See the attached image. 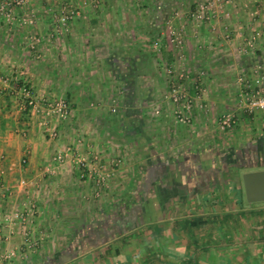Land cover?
I'll list each match as a JSON object with an SVG mask.
<instances>
[{"label": "crops", "instance_id": "1", "mask_svg": "<svg viewBox=\"0 0 264 264\" xmlns=\"http://www.w3.org/2000/svg\"><path fill=\"white\" fill-rule=\"evenodd\" d=\"M73 1L82 4L83 11L59 34L43 23L52 16L44 14V1L36 0L38 31L46 35L52 29V41L37 48L36 62L29 57L20 61L21 73L12 70L9 61L0 63L2 75L19 76L40 100L63 95L70 104L67 119L79 118L66 133L58 121L45 126L35 117L27 128L31 140L20 142L14 134L24 128L23 113L15 96L0 92V135L6 133L0 136V210L12 212L28 198L35 204L31 223L24 229L6 226L11 236L0 247L21 245L25 228L38 244L25 258L0 264H264V200L247 199L242 177L264 170V119L246 123L252 115L246 104H239L241 120L233 127L220 126L227 101L229 109L238 104L233 98L242 103L237 97L241 90L232 96L224 85L252 83L247 73L252 67L264 73V57L251 54L247 62L208 59L210 49L222 51V42L239 48L237 28L259 36L262 41L253 52L261 55L264 9L256 2L264 0H228L215 11L211 26L175 20L187 45L180 62L177 47L168 40L166 24L175 18L171 11L161 13L156 5L149 17L148 0H100V11L89 0ZM152 35L159 51L147 44ZM189 40L195 41L198 59L187 55ZM200 50L206 52L201 59ZM142 52L148 55L142 58ZM139 63L146 64V70L140 72ZM175 63L186 68L188 76L171 80L195 99L188 123L176 120L167 97L168 75L158 77L155 72L169 65L174 71ZM200 69L205 74L200 75ZM223 71H242L246 77L231 78ZM93 100L98 106L89 108ZM51 127L59 138L50 144L45 136ZM67 146L89 157L100 154L105 170L112 173L105 185H96L94 173L72 163L45 172V166L53 164L52 154ZM69 171L76 172L75 179ZM65 180L83 183L80 194L99 196L100 205L90 210L91 216L72 219L76 231L62 237L57 224L67 210L66 198L73 196V190L61 188ZM253 182L264 188V179ZM50 186L56 197L52 202L47 199ZM51 211L55 220L48 217Z\"/></svg>", "mask_w": 264, "mask_h": 264}, {"label": "rangeland", "instance_id": "2", "mask_svg": "<svg viewBox=\"0 0 264 264\" xmlns=\"http://www.w3.org/2000/svg\"><path fill=\"white\" fill-rule=\"evenodd\" d=\"M42 1H44L43 6L45 8V11H43V10L42 11L44 12L45 15L47 14L48 17L52 16L50 19L47 20V22L45 21L43 23H45V25L47 24V27H50V28H51V26H53L54 31H57V33H59V34H62V32L60 30L67 29L68 26H69V23H72L76 19V18L72 19V20L66 22L63 25L59 21V19L57 18V17L60 16L61 8H63L64 6H67V7H71L72 6V7H75L76 9H78L79 14L81 13V11H83L82 4L78 5L73 0H46L48 2H45V0H42ZM89 1L93 4V6H94V8L96 10H98L99 8H100L99 11L101 10V7L98 6L100 0H89ZM148 1L149 2L146 5V10H145L146 12L145 13H147L149 17L153 14V11L156 10V5H157V11H161V13H162V11L163 12L164 11L165 12L171 11L172 12V16L175 17L174 19H172V21L168 20L167 21L168 23L166 25H167V34H168V38H169L168 40H169L170 43L175 45V42L173 41V36L170 34L169 25H172L176 31H179L180 34H181L180 36L183 39V45H184L183 48L180 49V50L177 49V51L175 52V58L177 59V60L176 59L175 60L177 62H180L181 59H179V54H182L183 56H186L185 55L186 53H183V50H185V47L187 45H186V41H185L186 37L184 35H182V31H181L182 29L180 30V27L176 25L175 20H177L179 18L182 21L184 19L185 23H187V25L188 24L191 25V23L192 24L196 23V25L198 26V22L197 21L195 22L194 20H192L189 17V12H190V10L194 9L197 4L200 3L199 0L194 2V4L191 3V0L190 1L189 0H177L175 3H171L170 0H164V2H163V0H158V1L157 0H148ZM224 1H225V3H227L226 0H224ZM35 2H36V0H30V1L28 0L26 5H24V6L20 7V8H17L16 12L18 13V17H17V20L13 24L7 25V24L0 23V61H1L0 63H3L4 61H9V63H10L9 65H13L12 70H14V71L16 70V71H18V73L22 72V67L19 66V63H20V61L22 59H24L25 57H29L30 61L36 62L38 60L37 55L39 54L37 48L40 45H43V46H40V47H44V43H46V42L50 43L52 41L51 40L52 36H49L50 33H52V29L46 35H44L43 32H39L38 31V28H37V22L38 21L36 20L37 18H36V14H35V8L33 6V3H35ZM155 2H157L158 4H156ZM28 3H32V4L29 5ZM256 3L257 4L258 3L261 4L260 1H257ZM242 6H243L244 9H246L248 7L247 4L246 5L244 4ZM159 7L161 8V10L159 9ZM218 8H219L218 6L214 7V8H212L211 11H217ZM106 10H109V8L106 9ZM223 10L226 11L225 8ZM225 13H227V12H225ZM21 17H23L24 19L21 18ZM202 24H204V23H202ZM236 31H238L237 33L240 34V35L237 36L238 38L236 39L237 40L236 42L239 43L238 44L239 48H237V46L236 47L234 46V50H233L232 48H229L228 44L223 43L221 41L222 44H224V45H221L222 51L214 52L213 48L210 49V53L208 54L209 55L208 56L209 60H213L214 61V59H217V58L220 60V59H222V57H224L225 59H229V60L234 61V62H238L240 60L241 61L244 60L245 62H247V61H250V59H251L250 57L251 56H249V55H251V54L254 55L255 59L260 58L259 56H263L264 57V51L261 53V55L258 52H253V49H255L254 47H258L259 43H261V41H262L261 39H259V36H257L254 33L251 34V35H245V33H244L245 30L242 29V28H237ZM242 33H243V35H242ZM253 37H254V39H253ZM249 38L253 39L251 47H248V43H246ZM225 39L229 40V37L228 38L225 37ZM199 40L200 39H198V41ZM184 41H185V43H184ZM263 41H264V39H263ZM148 42L149 43H147V44H148L149 47H154L153 43L151 42V40L150 41L148 40ZM262 43H264V42H262ZM10 45L12 46L11 49H9ZM189 45H190V51L187 53V55H189V57H190V54H191V56H192L191 58L192 59H198L199 58L198 54H196V50L194 48V47H196L195 46V41L190 42V40H189ZM159 47H160V45H158V47H154V48H155V50L159 51ZM156 53H158V52H156ZM123 54H125V53H123ZM203 54H206V52H202V50H200V59H201V56ZM141 55L143 57V56H146L148 54L146 52H142ZM150 57L152 58V56H150ZM158 57L161 58V59L163 58L159 54H158ZM182 59H183V57H182ZM200 62L203 63L202 61H200ZM139 64L142 66V67H138L139 68L138 70L140 72L146 70V69H143L145 66H147L146 64H144L145 65L144 67H143L142 63H139ZM181 68H182L181 66H178L177 63H175L174 71H172L171 73L169 72L168 67L163 68L162 70H160V68H159L158 69L159 71H155V72L157 73L158 77H166V75H168L166 77L167 78V83H168L169 80L173 79L175 76L178 75V73L180 72ZM184 69H186V68H184ZM254 69H257L256 72L254 71ZM201 70L202 69H200V73H201ZM203 70L204 71H202V72H206L207 71V69H205V68ZM222 70L223 69H221L220 71H222ZM236 70H238V69H236ZM243 70H245V69H243ZM212 71L213 70H210V72H212ZM250 71H252V73L248 72L247 76H250V78H252V81H253L252 83L248 82L245 85H242V87H238L237 85H235L233 83L231 85H227V84L224 85L226 87V89H229V91L232 92L231 93L232 96H234L233 95L234 94L233 91L234 92H236V91L240 92V90H241V92H240L241 94H244L245 91L248 92V94H253L256 90H258L260 88H263V92H264V82L262 80H259V82H256V84L254 83L256 81V78H258L259 75L262 74V73H260V72H262V69L259 68V67H252ZM240 72L237 73L235 71H231V72L223 71V73H224L223 75L228 76V74H230L231 78L233 76H241V77L245 76L246 77V75H244L242 71H240ZM148 73H150V71ZM250 73L252 74V76H251ZM203 74H205V73H203ZM215 74H216V72L214 73V75ZM0 76H2L1 73H0ZM5 76H7L9 78V80H8L9 81V83H8L9 85L6 87V89L3 92H7L8 95H12V96L16 95L15 92H16L17 89L15 88V84L14 83L17 81L16 80L17 77H14L15 76L14 75V76H12L13 77V79H12L10 77L9 73L6 74ZM164 80H165V78H164ZM140 87H141V85H140ZM217 87L219 88L220 86H217ZM129 88H131V85H130ZM200 88H201V86H200ZM30 89H32V88L30 87ZM168 90H169V86H167V90L166 91H168ZM241 94L240 95L238 94L237 97H239L241 99L242 103H239L238 100L235 102V100L233 98L232 100L234 101V103H236V104L238 103L237 106L233 107V109L232 108L229 109L228 101H227V105H225V107L221 108L222 111L225 112V114L230 113V114L234 115V122H233L231 127L234 126V124H235L237 119L241 120V118H239L240 115L238 113H239V111H242V109L239 108V104H244V105L246 104L247 105L246 99ZM34 95L38 96L36 94H34ZM59 97L63 98V95H60ZM51 98H53V97H48V98H45L43 100H40V98H38V102L40 103V104L38 103V106L41 107V105L43 104L44 100L47 101L46 99L49 100ZM91 102L93 104L88 105L89 108H93V107H95L97 105V103L94 102V100L91 101ZM18 103L19 102L17 101V105H18ZM86 104H84V105H86ZM245 109H246V112L249 115H252V116H248V118L246 119V123L251 122L252 124H255V122H259L258 119H264V109L263 110H253L251 112L248 110L247 106H245ZM259 113H261V114L259 115ZM89 114H90V111H89ZM70 115H71V113H70ZM243 116L244 115H242V117ZM35 117L39 119V122H42L43 120L46 119V118H43L42 114L32 113V109H31L30 110V114H29V118L26 120L28 126H24V128H20L17 132H15V134H14V139L15 140H18L20 142L21 141H26V140H28V141L31 140V138H29L30 137L28 135L29 130H27V128L29 129V125L31 124L30 122H31L32 119H35ZM68 117H66L65 119H62V121L58 120V123L62 125L61 130L66 131V133L68 131V128L71 126L72 122L75 125H77L78 122H79V118H74V116H73V118L70 117L69 119H67ZM23 119H24V117H23ZM54 120H56L54 117H48L46 119L48 124H46V125H50V126L53 125L52 123H53ZM63 126H64V129H63ZM52 129L49 130V132L45 136V140L49 141L50 144L53 141H55L56 139L59 138L58 131L55 130V129L54 130L57 132V136H52L50 134L52 132ZM66 133H62V136L64 134H66ZM82 135H83V133L78 134L75 137V141H77L78 138L80 139V137ZM0 136H1V138H3L4 136H6V133L3 132L2 135H0ZM73 171L72 172L69 171V173H71L70 176L73 177V178L74 177L76 178V176H75L76 172L73 173ZM70 176H68V179L70 178ZM64 183H65L64 185H61V188H63L65 191L73 190V194H72L73 196H71L69 198H66V196L63 195L66 198V204H68V207H67V210H65L64 212L61 213V221H60L59 224H57V225L60 226V228L57 229V231H58L57 233H59L60 236H62V237L70 235L71 232L73 233V232L76 231V226L73 224V222H71L72 219H74L75 217H77V218L81 217V220H82V219H84V217L86 218L88 216H91L92 214H91L90 210L92 208H95L98 205H100V202L97 201L99 196H95V195L82 196L80 194L83 191L82 190L83 183L81 184L79 181L76 182L75 180H65ZM48 188L51 190V192H47L48 195H50L49 197H47V199H48V202H52L53 199H55L56 197L53 198V196H52V193L54 191L52 189V186H50ZM76 209H78L79 211H77ZM48 217L51 220L52 219L55 220L56 219V213H53L51 211V213H48ZM70 224H71V226H69Z\"/></svg>", "mask_w": 264, "mask_h": 264}, {"label": "built area", "instance_id": "3", "mask_svg": "<svg viewBox=\"0 0 264 264\" xmlns=\"http://www.w3.org/2000/svg\"><path fill=\"white\" fill-rule=\"evenodd\" d=\"M30 1V0H29ZM28 0H0V23L11 25L13 24L18 17L16 12L17 8H20L26 5ZM199 4L195 6L194 9L190 10L189 17L197 21L198 24L206 23L207 25H213L215 18V11H211L214 7H219L222 3H225L224 0H199ZM228 2V0H226ZM160 8V7H159ZM260 8L264 9V1L261 2ZM33 15V14H32ZM79 15L78 9L75 7L64 6L60 10V16L57 17L59 21L64 25L66 22L77 18ZM23 18V17H21ZM24 19V18H23ZM170 34L173 36V41L177 49H182L183 39L180 36V32L176 31L172 25H169ZM254 39V37H253ZM252 38H249L246 43L248 47L252 45ZM159 42L155 40L153 42L154 47H158ZM32 46V45H31ZM183 55L179 54V59H182ZM169 72H172V66H167ZM257 69H254L256 72ZM203 73L201 72L200 75ZM187 71L184 67L181 68L180 72L177 75V78L184 79L187 77ZM260 80L264 82V73L259 75ZM9 78L5 75L0 76V92H3L6 87L9 85ZM17 81L14 83L15 88L17 89L15 94V101L17 100L19 109L23 111L25 109L26 100L31 105L32 113L42 114L43 118L54 117L57 121L60 119H65L70 115V105L68 101L64 98L53 97L51 99L44 100L41 107L38 106V98L32 92V89L28 86L26 81L21 80L20 77H17ZM169 90L167 91V97L173 103L175 107L176 120L182 123H188L191 120L192 108L195 105V99L190 94H188L185 87L179 84L175 80H170ZM14 93V92H13ZM247 101L248 110L251 112L253 110H263L264 109V92L263 88L256 90L253 94H248L244 92L241 94ZM40 104V103H39ZM44 105V106H43ZM30 109V110H31ZM45 120L42 121V124L47 126L48 122ZM234 122V115L227 113L220 118V126L222 129H226L232 126ZM52 136H57V132L52 129L50 133ZM91 158V159H90ZM27 159L23 157L21 159L22 163H25ZM51 162L45 166V172L53 173V169L61 165H66L67 163H72L80 171H86L89 174L94 173V181L96 185H105L106 179L112 174L108 173L105 170V164L102 162L101 156L98 152L92 153V156L89 157L81 151L72 149L67 146L63 149L55 151L51 156ZM92 162V164H91ZM120 160L117 159L115 165H119ZM2 184V183H0ZM3 186V184H2ZM9 190V189H8ZM97 196V195H96ZM35 204L32 199H26L20 207L15 208L12 212H3L0 210V242L9 241L11 233L5 232L6 226L17 225L19 224L22 229L27 224H30L34 216ZM13 225V226H14ZM21 229V230H22ZM23 241L21 245L13 246L10 248H1L0 247V262H11L13 260L25 258L26 252H34L38 248V244L35 241L33 235H30L29 229L25 228L22 232ZM25 246V248L23 247Z\"/></svg>", "mask_w": 264, "mask_h": 264}, {"label": "water", "instance_id": "4", "mask_svg": "<svg viewBox=\"0 0 264 264\" xmlns=\"http://www.w3.org/2000/svg\"><path fill=\"white\" fill-rule=\"evenodd\" d=\"M242 177L247 199L249 201L264 200V188L257 187L253 182L254 179H264V170L246 172Z\"/></svg>", "mask_w": 264, "mask_h": 264}, {"label": "trees", "instance_id": "5", "mask_svg": "<svg viewBox=\"0 0 264 264\" xmlns=\"http://www.w3.org/2000/svg\"><path fill=\"white\" fill-rule=\"evenodd\" d=\"M156 37H155V35H152L151 37H150V40L152 41L153 39H155ZM142 56V55H141ZM144 57V56H143ZM142 57V58H143ZM147 58H148V56H147ZM147 60V59H146ZM30 109H31V105L28 103V101L26 100V102H25V109L22 111V113H23V117H24V119L22 120V123L24 124V126H28L27 125V119L29 118V114H30Z\"/></svg>", "mask_w": 264, "mask_h": 264}]
</instances>
